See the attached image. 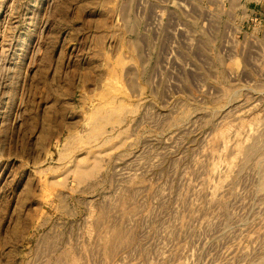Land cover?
<instances>
[{"label": "rangeland", "instance_id": "rangeland-1", "mask_svg": "<svg viewBox=\"0 0 264 264\" xmlns=\"http://www.w3.org/2000/svg\"><path fill=\"white\" fill-rule=\"evenodd\" d=\"M263 3L0 0V264H264Z\"/></svg>", "mask_w": 264, "mask_h": 264}, {"label": "crops", "instance_id": "crops-1", "mask_svg": "<svg viewBox=\"0 0 264 264\" xmlns=\"http://www.w3.org/2000/svg\"><path fill=\"white\" fill-rule=\"evenodd\" d=\"M256 1H257V0H256ZM263 1H264V0H260V2H263ZM263 4H264V3H263ZM262 7H263V6H262ZM262 7H259V9L262 8ZM260 10H261V9H260Z\"/></svg>", "mask_w": 264, "mask_h": 264}, {"label": "built area", "instance_id": "built-area-1", "mask_svg": "<svg viewBox=\"0 0 264 264\" xmlns=\"http://www.w3.org/2000/svg\"><path fill=\"white\" fill-rule=\"evenodd\" d=\"M253 13L257 14V12H253ZM256 19H257V18H256Z\"/></svg>", "mask_w": 264, "mask_h": 264}]
</instances>
